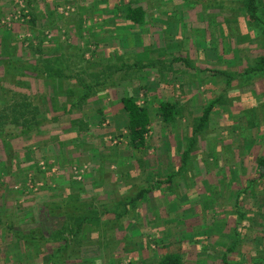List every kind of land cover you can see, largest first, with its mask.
I'll list each match as a JSON object with an SVG mask.
<instances>
[{
  "label": "rangeland",
  "instance_id": "1",
  "mask_svg": "<svg viewBox=\"0 0 264 264\" xmlns=\"http://www.w3.org/2000/svg\"><path fill=\"white\" fill-rule=\"evenodd\" d=\"M133 1L0 0V116L25 101L42 108L40 122L45 119L37 131L22 134L10 117L0 118L6 124L0 128V217L26 233L65 232L72 240L68 264H151L170 248L184 253L185 264H223L236 238L229 264H264V183L247 190L258 180L256 162L264 156V73L249 85L244 74L264 55L263 39L248 27L244 13L222 12L217 0H138L148 13L144 27L125 20V5ZM59 56L71 67L65 75L73 74L65 86L103 85L74 116L59 108L56 119L49 112L56 105L57 95H50L55 82L10 61L33 65ZM55 66L57 76L61 69ZM231 75L236 78L229 84ZM124 97L150 110L146 151L130 146L125 115L114 120ZM218 98L189 159L181 157L194 142L198 119ZM161 102L175 105L173 122L163 121ZM26 112L20 122L32 124ZM63 124L62 131L70 126L73 137L59 152L53 134ZM96 161L103 165L101 175L94 172ZM113 175L128 189L124 198L151 190L142 208L136 205L138 217H132V201L111 199L118 195L115 185L105 182ZM70 194L88 205L83 214L89 222L78 237L73 220L51 215L44 205L64 202ZM237 198L248 215L242 223L234 213ZM127 223L133 230L124 229ZM65 226L72 231H63ZM58 246L28 247L0 227V264H49V251Z\"/></svg>",
  "mask_w": 264,
  "mask_h": 264
},
{
  "label": "trees",
  "instance_id": "2",
  "mask_svg": "<svg viewBox=\"0 0 264 264\" xmlns=\"http://www.w3.org/2000/svg\"><path fill=\"white\" fill-rule=\"evenodd\" d=\"M194 1L195 3L199 2V4H201V0H185L186 3H192ZM207 1L210 2L213 0H207ZM217 1H218V5L223 7L222 12H225V10H232L234 12L235 10L240 13H244V16H246L248 21L247 23L248 27H250V29L257 30V33L262 37L264 42L263 0H238L237 2L231 1V3H229L228 1L227 5H226L227 2L226 0H217ZM235 3L237 4V8H234ZM32 18L34 20V17ZM125 20L128 21L133 26L136 25L139 27H144L148 24V13L146 9L138 2V0H134L133 2H129L125 5ZM61 59L62 58H60V56L58 58H53V59L47 58V59H43L41 62L40 61L36 62V64L33 65L31 63L24 64L21 63V61L12 60L10 61V65L14 68H22V69L33 68L42 76L45 75L47 79L51 80L52 82H55L52 84L53 87L52 95H54V99L56 95L57 97L59 96L58 99L65 102V106L62 108L65 114L74 116L75 115L74 109L77 108V106L80 107L81 105H84L85 102H87L92 96L93 90L97 89L99 86L103 84L102 82L100 84L97 82V84H95L96 86H94L92 84H88V82L79 81V84H77V88L65 86L68 85L67 81H71L73 79V74L70 73L65 75V73H67V71H69L71 67L62 63L63 61ZM176 61L182 62L186 66L190 67L189 61L185 58H178L175 60V62ZM255 65L256 66L254 67L246 68V70L244 71V74H249L248 79L245 81L246 85L252 84V80L255 79L256 76H258L261 73H264V55L256 59ZM53 66H55V68L61 69V72H59L57 76L55 71L52 72L51 67L53 68ZM222 74L229 75L225 72H222ZM63 75L65 77L64 80H63ZM111 75L105 77V79L106 78H108V80L111 79L112 78ZM233 77L236 78V76L233 75L229 77L228 80L229 84L231 83ZM64 87H67L68 89L65 88V91L63 92ZM57 88H60V90H57ZM220 102H221V98H218L212 103H210L208 107L205 108L203 114L198 119L197 127L195 128L193 133L194 142L189 144L188 146L189 149L185 150L181 155V157L187 158V160L189 159L188 156L191 151V148L194 147V145L197 143L196 140L197 136H199L200 133L203 132V130L208 126L210 116L212 112L215 110L214 109L215 106ZM121 104L123 106V110L128 114V118H129V124L127 128L129 133L130 146L133 149L139 151H146L149 148L148 137L153 127V120L149 108L146 105L139 104L132 97L122 98ZM31 107H32L31 104L25 101L15 102L11 107L12 110L11 113L7 114L6 117L2 115L0 116V118L2 117L3 119H5L10 117L14 125L21 127L22 134H28L33 129L40 128V125L45 120L42 119V121L40 122L39 119L42 108H38V107L31 108ZM55 108H53L54 111H56L57 109ZM27 110L28 113H31L33 115L34 122H32V124L28 122L29 120L26 121L27 119L26 120L24 119L23 122H20L21 118H25ZM158 110L164 122L171 123L175 120L177 112L174 104L169 102H161L158 105ZM3 111L4 114H6L7 110H3ZM49 112L48 109H46V111L44 112L45 114H43L45 118H47ZM75 123H76L75 120L74 121L71 120V124L73 126H75ZM5 125H6L5 123L0 124V128L4 127ZM37 129L35 130L37 131ZM255 175L258 176V180L250 181L247 190H251L254 184L260 183V181L261 183H264V156H260L257 158ZM247 190H243V191H247ZM147 192H148L147 190H142L138 194V196L132 200V202L141 199L144 195L147 194ZM44 205L45 208H47V212L50 213L51 215L55 217L65 218L67 221L73 220V222L75 223V228H74V230L76 231L75 236L77 237L79 236L82 230V226L87 221L89 222L88 215L83 214V209L86 204L82 203L80 199L74 197L72 194H70L68 198L65 199L64 202L54 203L48 201ZM241 206H242L241 199L237 198L234 205V210H235L234 213L238 215L239 222L242 223V221L247 219L246 216L248 217V215L244 212ZM117 217L121 218V215H118ZM0 227L4 228V230L9 232L10 235H12V237L16 238L18 241H22L28 247L35 246L36 248L41 249V247L45 246V244L59 243V246L57 248H54L53 250L49 251V256H48L49 264H68L67 252L71 246L72 240L68 239L65 236V232L58 233L52 236L45 234L44 232H42L41 229L37 228L34 230H30L28 233H26L23 230L20 229L17 230L12 224H7V222H5L1 217H0ZM63 229H64L63 231L66 232L72 231V229L68 228V226H65ZM237 235H238L237 237H240L242 234L241 232H238ZM237 246L238 245L236 238V241L233 243V245L228 247L225 254L223 255L222 257L223 264H229L228 263L229 256L236 251ZM184 256L185 255L184 253H182V251H179L177 249L175 250L174 248H170V250L167 253H165L157 262L151 264H185Z\"/></svg>",
  "mask_w": 264,
  "mask_h": 264
},
{
  "label": "crops",
  "instance_id": "3",
  "mask_svg": "<svg viewBox=\"0 0 264 264\" xmlns=\"http://www.w3.org/2000/svg\"><path fill=\"white\" fill-rule=\"evenodd\" d=\"M128 24L130 25V23L128 22ZM136 26V25H135ZM138 27V26H137ZM44 89H46V86L44 87ZM45 91H47V90H45ZM53 94V89L51 90V92H50V95H52ZM63 106H64V102L61 100H59L58 99V97H56V105H55V107L57 108V109H62L63 108ZM53 108V107H52ZM52 108L50 109L51 111L50 112H59L57 109H56V111H54V110H52ZM108 108H111V109H115L114 107L112 108L111 106L110 107H108ZM59 109V110H60ZM116 109H117V107H116ZM115 109V110H116ZM122 109H123V106L121 105V111L120 110H118L119 112H120V114H115L116 113V111L114 110H112L113 112H110V115H113V114H115V115H113V117H114V120H115V122L118 120V119H116L118 116L119 117H121L122 115H125V117H126V120H127V126H128V124H129V118H128V114L127 113H125V112H123L122 111ZM56 112V115H55V117H56V119H57V115H58V113ZM118 113V112H117ZM52 114V113H51ZM55 117H54V119H55ZM72 120V119H71ZM74 120V119H73ZM59 122V121H58ZM117 123H115V125H116ZM64 127H66L65 126V124H63V126H62V128H61V130H59V131H57V132H55L53 135L54 136H56V138H59V141H56V143L54 142V144L56 145V148L58 149V151L60 152L61 150H64V149H66V142L67 143H69V142H71L70 140H71V138L73 137V134H71V133H67V132H69L68 131V129L70 128V126L68 127V128H66L67 130L66 131H62L63 129H64ZM64 136H65V138H64ZM61 142V144H59ZM70 147V149H72V148H74V152H76V149H75V146H73V145H71V144H68V148ZM78 148V147H77ZM71 151V150H70ZM77 151H80V150H77ZM74 156L76 157V155L74 154ZM69 163H71V161L69 162ZM96 165L95 166H93L94 167V172L96 173V175L97 174H99L100 173V175H101V171H102V169H104L103 168V165L101 164V163H99V162H97L96 161ZM101 178H102V176H101ZM98 180H99V184H97V187H102L103 186V184L102 185H100L101 184V181H103L102 179H100V178H97ZM96 180V179H95ZM112 181L110 182V181H107V182H105V187H109L110 185H112V183H113V185H115V186H113V188H112V190H115V192H116V195L117 196H111V199H113V197H115V199H118L119 200V198H120V200L122 201H126L125 203H128V202H130V201H132L134 198H136L137 196H138V194L142 191V190H147L148 192H147V194L146 195H144L141 199H139V200H137V201H135V202H131L133 205H132V207L134 206L135 208L133 209V212L135 213V214H132V217L134 216L135 217V215H137V211H136V209H137V206L136 205H139V208H142V206H143V204H145L146 203V200L149 198V195H150V191L151 190H149V189H145V188H141L140 190H137V192L136 191H134V188H132V192L134 191V193L136 194V196L134 197V198H132V199H130V198H124V197H122V195H125L126 194V191L128 190L127 188H123L122 187V185H120L119 184V182H117L116 180H115V175H113L112 176V179H111ZM96 184H95V182H94V186H95ZM93 187V185H91V187L90 188H92ZM131 189V188H130ZM88 191L90 192V190H89V188H88ZM130 208H131V206H130ZM130 208H129V210H130ZM125 208L123 207L122 209H120V214L119 215H121L125 210H124ZM138 213H140V212H138ZM122 216V215H121ZM136 217H138V216H136ZM135 217V218H136ZM112 219V218H111ZM126 226H128V223L127 224H125L124 225V229H126V231H130V230H133V228H131V226L129 225L128 227H126ZM122 228H123V226H122Z\"/></svg>",
  "mask_w": 264,
  "mask_h": 264
}]
</instances>
